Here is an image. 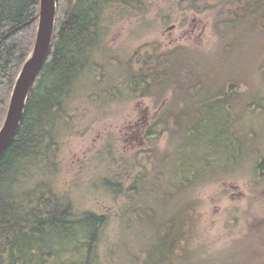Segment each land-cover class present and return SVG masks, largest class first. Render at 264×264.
<instances>
[{
  "label": "trees",
  "instance_id": "trees-1",
  "mask_svg": "<svg viewBox=\"0 0 264 264\" xmlns=\"http://www.w3.org/2000/svg\"><path fill=\"white\" fill-rule=\"evenodd\" d=\"M186 2L199 13L217 10L213 29L220 48L211 56L153 42L122 57L108 45L110 13L116 7L146 13V0L58 1L49 58L0 160V264H32L36 257L48 264L47 256L57 259L69 240L81 245L73 264H100L97 242L111 215L78 211L58 181L63 140L74 129L82 98L99 108L150 98L160 117L140 128L139 137L155 144L167 133L177 140L172 152L154 146L135 155L141 170L130 188L122 172L103 178L115 198L126 197L119 212L123 226L151 231L150 249L133 255L132 264H239L251 253L205 258L193 248L202 221L194 194L210 172L183 154L202 149L210 162L209 155L221 151L225 161L248 158L259 177L264 174V0ZM40 9L41 0H0V129L36 43ZM123 257L129 262L131 256Z\"/></svg>",
  "mask_w": 264,
  "mask_h": 264
},
{
  "label": "rangeland",
  "instance_id": "rangeland-1",
  "mask_svg": "<svg viewBox=\"0 0 264 264\" xmlns=\"http://www.w3.org/2000/svg\"><path fill=\"white\" fill-rule=\"evenodd\" d=\"M146 2V13L121 7L110 13L114 23L108 45L122 57H129L141 46L153 42L161 44L164 50L186 46L208 56L219 50L220 40L213 29L216 9L199 13L187 7L186 0ZM212 5L216 7L215 3ZM78 108L74 129L64 137L58 159L60 188L67 189L78 211L111 215V222L97 242L100 264H132L134 256L143 257L150 249L151 231L138 224L132 229L123 226L119 212L126 197L115 198V192L103 184V178H115L122 172L129 175L124 188H130L133 177L141 170L135 166V155L154 146L162 152H172L177 140L167 133L155 144L139 137L140 128L153 125L160 117L161 108L150 98L124 100L101 108L82 98ZM192 150L195 149L183 154L184 160L198 164L201 161V169L210 172V181L194 194L202 204V221L193 248H200L205 258L236 256L249 249L251 253L239 264H264V174L259 177L258 169L248 158L232 164L225 161L226 153L219 151L209 155L212 160L206 162L202 149ZM223 163L226 165L222 166ZM220 171L223 174L218 178L215 175ZM75 240L79 242V238ZM67 245L66 251L58 253V260L54 258L48 264L61 260L73 264L81 245L71 240ZM51 249L55 252L59 248L52 244ZM123 256H131L129 262ZM32 264H39L37 257Z\"/></svg>",
  "mask_w": 264,
  "mask_h": 264
},
{
  "label": "water",
  "instance_id": "water-1",
  "mask_svg": "<svg viewBox=\"0 0 264 264\" xmlns=\"http://www.w3.org/2000/svg\"><path fill=\"white\" fill-rule=\"evenodd\" d=\"M58 0H41V21L33 53L26 61L15 84L5 122L0 129V160L18 132L31 89L52 49Z\"/></svg>",
  "mask_w": 264,
  "mask_h": 264
},
{
  "label": "bare ground",
  "instance_id": "bare-ground-1",
  "mask_svg": "<svg viewBox=\"0 0 264 264\" xmlns=\"http://www.w3.org/2000/svg\"><path fill=\"white\" fill-rule=\"evenodd\" d=\"M59 1V0H58ZM57 13H58V2H57ZM40 21H41V9H40V15H39V23H40ZM56 23H57V15H56ZM40 26V25H39ZM39 26H38V30H39ZM55 31H56V26H55ZM37 34H38V31H37ZM54 37H55V32H54ZM54 37H53V42H54ZM37 38V37H36ZM36 44V43H35ZM53 46V45H52ZM34 48H35V46H34ZM33 51H34V49H33ZM33 51H32V53H33ZM31 53V54H32ZM30 57V56H29ZM49 58V57H48ZM47 62V61H46ZM39 76V75H38ZM33 88V87H32ZM32 90V89H31ZM31 93V92H30ZM13 94V93H12ZM10 106V105H9ZM17 134V133H16ZM14 139V138H13ZM54 258L53 257H51V256H47V258H46V261H51V260H53ZM34 262V261H33ZM32 262V263H33Z\"/></svg>",
  "mask_w": 264,
  "mask_h": 264
}]
</instances>
